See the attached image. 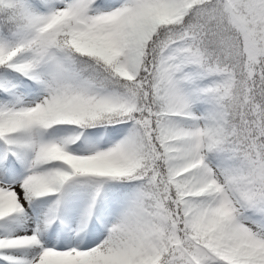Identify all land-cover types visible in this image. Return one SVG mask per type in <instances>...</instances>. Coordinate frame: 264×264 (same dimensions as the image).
I'll list each match as a JSON object with an SVG mask.
<instances>
[{
	"label": "snow or ice",
	"instance_id": "1",
	"mask_svg": "<svg viewBox=\"0 0 264 264\" xmlns=\"http://www.w3.org/2000/svg\"><path fill=\"white\" fill-rule=\"evenodd\" d=\"M0 264H264V0H0Z\"/></svg>",
	"mask_w": 264,
	"mask_h": 264
}]
</instances>
